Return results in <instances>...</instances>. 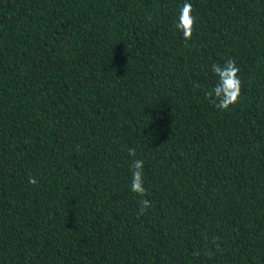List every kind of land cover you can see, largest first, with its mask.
Here are the masks:
<instances>
[{
	"label": "trees",
	"instance_id": "1",
	"mask_svg": "<svg viewBox=\"0 0 264 264\" xmlns=\"http://www.w3.org/2000/svg\"><path fill=\"white\" fill-rule=\"evenodd\" d=\"M189 2L0 0V264H264V0Z\"/></svg>",
	"mask_w": 264,
	"mask_h": 264
},
{
	"label": "clouds",
	"instance_id": "2",
	"mask_svg": "<svg viewBox=\"0 0 264 264\" xmlns=\"http://www.w3.org/2000/svg\"><path fill=\"white\" fill-rule=\"evenodd\" d=\"M191 13V3L189 0H184L183 5L178 8L176 18L173 21L174 27L182 33L185 40L190 39L192 36L195 17ZM211 71L216 77V82L206 92V96L211 99L217 108L228 109L229 105L236 103L240 95L239 68L235 62L229 60L226 64L217 63L212 65ZM128 152L130 156H136L135 148H129ZM130 172L132 177L130 191L143 196L146 192L144 187V160L140 158L133 159L130 165ZM29 183L35 185L37 180L34 177H30ZM140 204L141 212L151 207V202L147 199L141 200Z\"/></svg>",
	"mask_w": 264,
	"mask_h": 264
}]
</instances>
